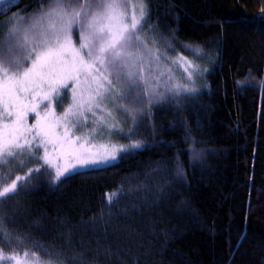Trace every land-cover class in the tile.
I'll return each mask as SVG.
<instances>
[{"label":"trees","instance_id":"16d2710c","mask_svg":"<svg viewBox=\"0 0 264 264\" xmlns=\"http://www.w3.org/2000/svg\"><path fill=\"white\" fill-rule=\"evenodd\" d=\"M38 7L37 0L0 5V41L6 19L24 9L28 18ZM147 7L151 22L175 45L165 64L184 61L177 72L162 70L180 80L185 61L207 68L189 82L201 91L183 110L154 107L140 129L145 150L115 166L56 184L54 173H33L27 192L0 204L4 224L62 250L67 264L80 258L92 264H264V20L258 18L264 0H148ZM217 36L218 43H208ZM156 45L165 51L164 40ZM188 130L195 143L185 141ZM100 137L111 141L107 132ZM116 140L130 143L119 134ZM192 152L200 153L196 161ZM177 155L186 182L174 177ZM157 162L167 171L154 172ZM36 167L27 163L11 176L5 168L4 179L10 183ZM121 187L119 204L110 206L108 195ZM24 251L48 259L38 249Z\"/></svg>","mask_w":264,"mask_h":264},{"label":"snow or ice","instance_id":"6c2138e0","mask_svg":"<svg viewBox=\"0 0 264 264\" xmlns=\"http://www.w3.org/2000/svg\"><path fill=\"white\" fill-rule=\"evenodd\" d=\"M4 3L11 4L12 0H0V5ZM37 3L40 7L28 17L31 22L26 27H17L14 21L24 19L26 9L14 14L9 20L13 26L8 36L0 41V185H3L0 204L5 198L27 192L33 173L42 170L54 173L56 184L62 178L115 166L121 157L145 150L140 129L151 118L153 108L169 105L183 110L185 102L201 91L189 82L208 71L185 61L187 75L180 80L174 79L170 70L167 74H151L150 66L159 67L162 58L168 60L166 52L174 51L175 45L159 31L158 22H151L148 0H37ZM3 14L0 9V15ZM258 18L264 20V9ZM174 33L175 30L173 36ZM220 39L211 37L208 43H218ZM157 40L165 41L164 52L156 45ZM149 43L153 46L149 47ZM202 51L197 46L196 58H200ZM145 61L149 65L147 76L141 74ZM259 87L264 91V81L259 82ZM69 92L70 102L64 107L62 101ZM57 104L63 109L61 115L56 114ZM30 116L34 120L31 124ZM119 116L129 125L127 131L119 126ZM105 130L109 136L116 133L130 143L96 147L92 139ZM152 130L155 133L156 127ZM184 139L196 142L191 130ZM199 155L192 152L190 159L196 161ZM176 159L174 177L186 182L187 174L179 155ZM27 163L39 166L6 182L5 168L11 176L13 170H23ZM153 171L166 172L167 167L157 162ZM167 186L168 182L159 185L156 194L164 195ZM122 193L121 187L109 194L108 204L112 206L115 201L118 205ZM4 219L0 214V264H67L65 252L35 242L31 235L8 229ZM67 238L71 239L70 233ZM25 248L38 249L48 259L42 260L35 252L24 251ZM80 264L92 261L80 258Z\"/></svg>","mask_w":264,"mask_h":264},{"label":"rangeland","instance_id":"374dc122","mask_svg":"<svg viewBox=\"0 0 264 264\" xmlns=\"http://www.w3.org/2000/svg\"><path fill=\"white\" fill-rule=\"evenodd\" d=\"M28 16V15H27ZM14 17V15H12L10 18H13ZM10 18H8V20L6 19L5 21H4V24H2V26H1V29H3V32H4V34H3V37H2V41L3 40H5L6 39V37L8 36V31H9V28L10 27H12L13 26V24H11V23H9V20H10ZM31 21L30 20H28V18H25L24 17V19H22V20H15L14 21V23H15V25L17 26V27H26L29 23H30ZM163 59V58H162ZM164 60V59H163ZM161 61V65L158 67L157 65H155V64H153V65H151L150 67L153 69V71H152V75H158V73L159 72H164L162 69H164V68H166V67H168L166 64H165V62H167V60H164V61ZM180 62H181V65L180 66H178L176 63H173L171 60L167 63L168 65H169V69H171V70H178L179 68H181V69H183L181 66L182 65H184V61L183 60H180ZM180 64V63H179ZM186 65V64H185ZM148 69H149V65H148V63H147V61H145V64H144V67H143V70H142V75H145V76H147V75H149V71H148ZM184 71V70H183ZM177 72V71H176ZM172 75V74H171ZM172 77L174 78V75H172ZM166 78V77H165ZM69 102H70V92L69 93H67V94H65L64 95V98H63V101H62V103H63V105H64V107H67L68 106V104H69ZM55 111H56V114L57 115H61L62 114V112H63V109L57 104V105H55ZM119 121H120V127H123L124 128V130L125 131H127L126 129H125V126L124 125H122V122L124 121V117L123 116H119ZM34 122V120H33V118H32V116H30L29 117V123L31 124V123H33ZM89 124L91 125V116H90V114H89ZM88 130H90V129H88ZM105 132H107L106 130L103 132V133H101V134H104ZM116 133H113L110 137H109V139L111 140V141H108V142H106V140H105V137L103 138V139H101V137H100V135H97L94 139H92V144H94V145H97L98 143H99V145H97L96 147H100L101 145H103V143L102 142H104V144H107V143H114V144H118L117 143V140H116ZM39 165H37V167H38Z\"/></svg>","mask_w":264,"mask_h":264}]
</instances>
